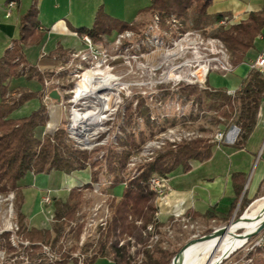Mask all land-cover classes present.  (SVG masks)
I'll list each match as a JSON object with an SVG mask.
<instances>
[{
  "label": "rangeland",
  "instance_id": "374dc122",
  "mask_svg": "<svg viewBox=\"0 0 264 264\" xmlns=\"http://www.w3.org/2000/svg\"><path fill=\"white\" fill-rule=\"evenodd\" d=\"M157 15L151 11L141 13L136 21L131 22L134 24L133 30L105 34L97 42L89 37L90 42L87 41L86 36L80 37L81 44L78 49L60 50L64 52L62 64L43 73L46 78L40 90L43 91V103L48 107L50 122L46 127L37 130L39 139L52 133L57 127H64L71 144L90 153L97 150L98 156L93 158L97 160L103 156L101 149L106 146L114 145L116 150L122 151L117 144L119 140H124L126 136L124 130L136 134L144 132L148 138L129 160L127 166L129 178L133 174L138 175L142 171V166L160 153L196 138L215 142L216 156L234 154L229 147L232 144L229 138L235 131V126L228 124L220 112L223 104L207 99L202 93L208 87L211 75L227 76L235 69L231 63V53L224 44L208 35L217 24H211L205 29H195L188 21L171 16L163 25ZM225 66L232 67V70H223ZM204 71L206 76L202 77ZM86 72H100L98 76L109 74L113 84H116L115 89L101 91L103 97L111 99L108 110L102 115L95 132L85 130L88 128L87 122L74 120L75 111L82 114L92 110V107L87 106V102H92L93 99H85L77 102L78 104L74 102L77 88L83 82V74ZM25 73L22 76L27 77L29 74L26 70ZM190 86L198 87L199 99L196 100L194 97L187 99L181 95L184 89ZM10 88V96L13 97L16 95V89L12 86ZM53 91L59 95V99L51 97ZM234 92L228 91L232 95ZM31 103L25 104L13 116H24L36 104L39 105L37 100L33 105ZM130 109L135 111L134 117L130 124H124V113ZM252 146L253 144L250 145ZM232 158L239 166L246 163L243 161L245 156L237 154L230 157L229 161H225L226 166L231 163ZM250 160L246 167L248 177L251 175L245 190L250 201L247 206L244 207L242 202L245 196V193H242L228 220L219 217L191 219L185 213H174L165 221L161 220L163 222L161 233L153 237L150 249L155 252L159 249L167 253L179 252L187 243L191 245L202 239L201 237L242 217L256 200L264 197L263 141L256 147ZM192 164L195 166L194 162ZM101 169L97 182H92L90 167L76 171L70 176L53 171L44 176L38 184L36 183L38 178L30 174L33 182L31 185L24 184L27 177H30L27 175L22 182L25 189L21 207L15 193L0 194V264H28L21 251H25L30 242L18 234L19 212L26 216L30 227L51 229L55 213L54 201L57 199L66 201L74 187L83 188V197L72 229L77 225L83 227L76 243L69 227L67 237L62 241L63 247L70 249L75 245L73 257L88 255L89 252L85 253L83 249L86 245L99 241L101 233L112 219L111 204L119 200L124 187L122 185L112 188L111 184H108L112 182L111 178L106 174L103 163ZM174 172L184 174L181 167ZM170 175L173 174L167 177L160 176L167 178V186L162 195L156 193L157 200L167 196L168 183L172 178ZM93 185L100 187L102 195L93 191ZM102 220H107L104 228L101 227ZM96 233L97 236L94 238L92 235ZM241 234V230L237 231L232 239L239 238ZM15 238L19 242H29V245L17 248L14 246ZM7 243L14 247L16 252H10ZM260 244L264 249V230L229 256L226 254L221 258L215 257L211 264H264V251L259 252L255 249ZM44 246L55 254L51 245ZM108 260H111V257ZM104 262L100 259L96 264Z\"/></svg>",
  "mask_w": 264,
  "mask_h": 264
},
{
  "label": "trees",
  "instance_id": "16d2710c",
  "mask_svg": "<svg viewBox=\"0 0 264 264\" xmlns=\"http://www.w3.org/2000/svg\"><path fill=\"white\" fill-rule=\"evenodd\" d=\"M214 1L153 0L150 6L140 11V14L149 11L157 13L163 25L171 16L188 21L195 29H205L211 24H217L208 35L224 44L231 53V63L235 67L241 64L247 52L254 48V41L264 28V11L251 13L248 19L229 25L227 15L208 14V8ZM37 4L38 0H32L27 12L21 16L19 38L13 41L12 48L0 58V194L15 193L21 207L25 188L22 182L27 175H49L55 171L70 176L76 171L90 167L92 182H97L103 163L106 174L111 178L112 188L122 185L124 187L119 200L111 204L112 219L101 233L99 241L86 245L83 249V252H89L84 256L83 263L96 264L100 259L111 257L113 264H170L177 251L167 253L162 249L156 252L150 249L153 237L159 235L163 227L156 209L158 195L151 189L150 179L153 176L167 177L179 167L184 172L190 171L192 161L203 162L211 159L216 143L203 138L182 142L145 163L142 171L130 179L127 166L132 154L147 140L144 132L136 134L124 130L126 136L117 144L122 151L116 150L114 145L106 146L101 149L103 156L97 160L93 159L94 156H98L97 150L90 153L75 148L68 139L64 127H57L52 133L39 139L37 130L46 127L50 122L48 107L43 103V91L33 92L18 88L15 91L16 95L11 97L9 90V81L26 74L25 70L29 74L27 80L36 78L43 86L45 83V74L29 66L23 52L25 45H37L44 37V33L39 30ZM133 29L134 24L110 17L101 6L96 12L93 26L90 29H77L76 32L80 37L87 36L97 42L105 34L111 35L113 32L122 33ZM199 92L198 87L190 86L186 87L181 95L187 99L194 97L197 100ZM202 93L207 99L223 104L220 112L226 122L239 130L232 148L244 149L256 127L258 112L264 100V74L251 68L233 95L225 89H212L209 86ZM34 99L40 101L37 109L21 117L13 116ZM138 112L140 113V109ZM134 113L132 109L125 111L124 124H130ZM246 181L247 177L243 173L233 175L236 198L230 215L241 198ZM82 189L74 187L66 201L59 199L54 201L55 213L51 229L30 227L26 216L19 212L18 234L30 242L26 250L21 251L28 264H78V259L72 254L76 246L65 249L62 241L67 237L69 227L75 243L80 238L83 226L77 225L72 229V224L82 203ZM244 195L242 202L245 207L250 201L246 197L247 193ZM186 216L196 219L199 215L188 211ZM205 217L216 218L211 212ZM7 245L10 252H16L9 243ZM44 245H51L55 252V260L51 261L46 256L43 251ZM194 246L196 245L187 248ZM255 249L259 252L264 251L260 246ZM187 252L181 253L178 260Z\"/></svg>",
  "mask_w": 264,
  "mask_h": 264
},
{
  "label": "crops",
  "instance_id": "0c3cea01",
  "mask_svg": "<svg viewBox=\"0 0 264 264\" xmlns=\"http://www.w3.org/2000/svg\"><path fill=\"white\" fill-rule=\"evenodd\" d=\"M7 1L0 0V58L12 48L13 41L19 38L20 18L32 4V0H18L11 17L6 19L4 5ZM152 2L153 0H38L39 30L44 33V37L37 45L24 46L23 52L27 63L40 73L61 65L64 52L60 50L80 47L81 40L76 30L90 29L93 26L96 12L101 6L110 17L131 23L136 21L140 11L150 6ZM260 11H264V0H215L208 8V14L211 16L227 15L226 20L229 25L240 23L248 19L251 13ZM261 52H264V28L261 34L256 37L254 48L247 52L244 61L235 66L234 71L227 76L211 75L208 86L212 89L237 90L251 69L249 63L253 62ZM25 78V76H20L11 79L9 88L12 86L13 89L25 88L33 92L41 91V83L36 78L31 80ZM36 100L39 101L34 99L28 103L32 102L33 105ZM39 105L36 104L31 111L37 109ZM237 134L233 139L231 136L229 138L232 143L229 147L234 151L231 156H216L214 148L210 160L192 161L195 166L191 162L190 171H183L182 175L176 172L170 175L173 179L171 178L168 183L167 196L156 201L157 215L159 219L161 218L160 221H165L174 213H185L186 215L188 211L197 213L199 215L197 218L205 217L210 212L216 218L226 219L230 215L232 204L236 198L233 175L235 173L246 175L247 181L243 191L245 193L246 185L251 178V175L248 177L247 163H250V158L254 155L256 147L262 141L264 142V138H262L264 135V100L258 112L256 127L242 150L232 148ZM252 144L253 146L250 147ZM237 154L245 156L243 161L246 163L239 166L238 163L236 164L237 161L232 158L231 163L226 166L225 161H229L230 157ZM28 176L30 177H27L25 185L33 183L32 176ZM44 176L47 175H36L38 178L36 183L42 181ZM101 260L105 261L104 264H108L106 261L113 264L108 258Z\"/></svg>",
  "mask_w": 264,
  "mask_h": 264
},
{
  "label": "bare ground",
  "instance_id": "6f19581e",
  "mask_svg": "<svg viewBox=\"0 0 264 264\" xmlns=\"http://www.w3.org/2000/svg\"><path fill=\"white\" fill-rule=\"evenodd\" d=\"M98 74L101 73L86 72L83 74V82L78 86L74 100L77 103L85 99H93L92 102H87V106L92 107V110L82 114L74 112V120L87 122L88 128L85 130L91 132H95L98 129L100 119L108 110V103L111 99L103 97L101 91L112 90L116 86L111 81L109 74H103V76H98ZM235 135L236 129L230 136L233 139ZM263 222L264 197L254 202L239 219L225 227L217 229L214 234L207 235V237L189 245L188 247L192 245L196 246L186 249L185 251L188 252L176 264H211L215 257L221 258L226 254L229 256L232 252L244 247L252 238V234ZM240 230L242 231L241 236L232 239L234 234Z\"/></svg>",
  "mask_w": 264,
  "mask_h": 264
},
{
  "label": "built area",
  "instance_id": "2783aa9c",
  "mask_svg": "<svg viewBox=\"0 0 264 264\" xmlns=\"http://www.w3.org/2000/svg\"><path fill=\"white\" fill-rule=\"evenodd\" d=\"M18 4V0H8L7 3L4 5V8H5V18L6 19H9L11 17V14H12V11L14 10V8L17 6ZM1 6V4H0ZM87 41L90 42L89 38L86 36L85 37ZM250 68H254L256 70H259L260 72H262L264 74V52H261L257 58L251 62L250 64ZM223 70L225 71H230L232 70V67H223ZM201 76V75H200ZM198 76V77H200ZM206 74H205V71L203 73V76L202 77H205ZM47 97V96H46ZM137 175L133 174L130 178H134L136 177ZM108 184H111L112 185V182H108ZM150 186L152 188V190L157 193L158 195H162L163 193H165V190H166V186H167V178H164V177H160V176H154L151 178L150 180ZM93 191L99 195H102V192L100 190V187L99 186H95L93 185ZM107 220H102L101 221V227H105L107 225ZM149 230H151V227L148 228ZM94 238L97 236V233L92 235ZM84 237L82 236V240H81V243H83V240ZM16 241H14V246L15 247H19L22 245V246H28L29 245V242H19L16 238H15ZM260 247L262 246L261 244L259 245ZM43 251L44 253L46 254V256L49 258V260H55L56 259V256L54 253L51 252L50 248L46 247V246H43ZM74 258H77L78 259V264H84L83 263V258L84 256L82 255H74Z\"/></svg>",
  "mask_w": 264,
  "mask_h": 264
},
{
  "label": "water",
  "instance_id": "95a60500",
  "mask_svg": "<svg viewBox=\"0 0 264 264\" xmlns=\"http://www.w3.org/2000/svg\"><path fill=\"white\" fill-rule=\"evenodd\" d=\"M51 97L52 98H54V99H59V95L55 92V91H53L52 93H51ZM235 129H236V134L238 133V128L237 127H235ZM264 230V222L256 229V231L252 234V237L253 236H256L257 234H259L260 232H262ZM215 233V231L213 232V233H211V234H209V235H212V234H214ZM207 236V235H206ZM203 237H205V236H203ZM203 237H201V238H203ZM189 244L190 243H187L174 257H173V259H172V261H171V263L170 264H176L177 263V261H178V257H179V255L189 246Z\"/></svg>",
  "mask_w": 264,
  "mask_h": 264
}]
</instances>
